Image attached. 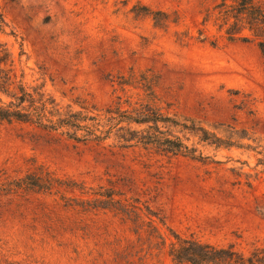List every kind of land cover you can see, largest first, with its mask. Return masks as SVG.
Segmentation results:
<instances>
[{
    "label": "rangeland",
    "instance_id": "1",
    "mask_svg": "<svg viewBox=\"0 0 264 264\" xmlns=\"http://www.w3.org/2000/svg\"><path fill=\"white\" fill-rule=\"evenodd\" d=\"M219 1L0 0V43L26 82L43 85L61 106L105 109L118 76L150 70L165 111L241 145L216 148L187 135L204 161L141 147L109 157L52 133L0 124V264H171L168 230L243 253L264 246V57L254 44L228 42L211 23L202 25ZM140 6L161 15L138 14ZM36 166L139 199L161 218L165 244L146 224L135 234L111 210L4 190Z\"/></svg>",
    "mask_w": 264,
    "mask_h": 264
},
{
    "label": "trees",
    "instance_id": "2",
    "mask_svg": "<svg viewBox=\"0 0 264 264\" xmlns=\"http://www.w3.org/2000/svg\"><path fill=\"white\" fill-rule=\"evenodd\" d=\"M135 11L154 18L161 15L145 6ZM201 23H211L228 42L254 44L264 57V1L220 0L212 9L205 10ZM5 27L0 12V33H4ZM200 41L206 42V38ZM209 45L217 44L211 41ZM115 85L114 92L118 93L105 109L85 104H78L77 109L72 105L63 107L46 93L43 85L30 86L26 82L24 70L17 71L11 51L0 43V124L23 125L52 133L109 157H123L124 152L141 147L154 149L161 155L204 161L207 157L186 143L187 135L216 148L241 147L232 138L224 140L209 132L195 119L165 111L156 93L158 77L150 70L120 75ZM131 90L136 92L133 94ZM4 190L59 196L65 207H79L84 211L111 210L130 222L135 234L146 224L150 234L165 244L158 227L163 225L159 215L148 206L140 207L139 199L130 201L112 189L87 188L83 183L62 180L43 166H36L23 178L8 183ZM68 192H78L86 198L66 197ZM168 231L172 237L167 245L171 264H264V246L243 253L234 245L218 246Z\"/></svg>",
    "mask_w": 264,
    "mask_h": 264
}]
</instances>
